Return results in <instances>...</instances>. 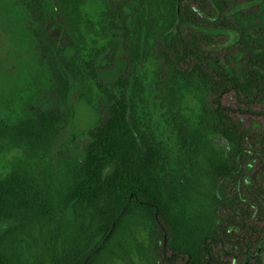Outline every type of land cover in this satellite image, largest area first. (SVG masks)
<instances>
[{
	"label": "trees",
	"instance_id": "obj_1",
	"mask_svg": "<svg viewBox=\"0 0 264 264\" xmlns=\"http://www.w3.org/2000/svg\"><path fill=\"white\" fill-rule=\"evenodd\" d=\"M102 1L110 35L103 31L106 43L79 64L82 0L25 3L49 69V103L0 119V153L14 152L0 175V264H128L137 228L151 251L139 255L146 264H228L223 253L264 264V127L250 117L264 115V0ZM243 2L247 12H235ZM54 17L71 39L63 51ZM219 28L235 39L222 46ZM101 53L124 64L110 83L96 72ZM82 67L101 94L102 117L79 152L54 161ZM144 81L175 136L176 173L138 113ZM186 92L198 98L193 120L180 112ZM226 92L234 107L220 104Z\"/></svg>",
	"mask_w": 264,
	"mask_h": 264
},
{
	"label": "rangeland",
	"instance_id": "obj_2",
	"mask_svg": "<svg viewBox=\"0 0 264 264\" xmlns=\"http://www.w3.org/2000/svg\"><path fill=\"white\" fill-rule=\"evenodd\" d=\"M29 0H0V119L11 123L16 118L25 115L35 106L46 107L48 99L49 69L46 60H40L36 55V41L32 35L30 13L25 3ZM81 11L83 39L77 45L76 63L87 60L93 51L106 42L102 32L109 34L106 22L103 20L105 9L102 0H82ZM106 20V19H105ZM57 18L49 22L51 33L55 36V45L59 50L69 44L70 37L62 36L61 28L57 25ZM33 25V24H32ZM118 59L120 50H118ZM218 54V53H217ZM124 64L120 60L111 62L101 53L95 66L99 77L112 82L121 74ZM84 76L80 82H71L69 104L70 116L61 132L58 142L53 149L54 161L60 156L79 152L86 138V130L99 122L102 117L100 107L103 103L100 92L92 79L87 76L85 67L81 68ZM151 75H146L145 81H150ZM145 83L141 101H137V110L143 121L150 128L157 139H161L170 150V160L173 172H178L176 160L179 156L174 145L175 136L165 123L166 114L159 104L158 97ZM219 102L227 107H234L235 99L231 92L223 93ZM198 111V98L192 92H186L181 99L180 112L191 120ZM235 113H238L237 111ZM257 125L263 126L264 119L259 115H250ZM214 144H220L217 137ZM13 151L0 153V175L7 170L8 162ZM7 223L0 224V229ZM145 236L141 228H137L134 237L130 239L128 249V264H146L139 256L140 253H151L144 249ZM142 245L141 247H138ZM221 258L228 264H240L230 253L221 254ZM112 264H126L115 260Z\"/></svg>",
	"mask_w": 264,
	"mask_h": 264
},
{
	"label": "flooded vegetation",
	"instance_id": "obj_3",
	"mask_svg": "<svg viewBox=\"0 0 264 264\" xmlns=\"http://www.w3.org/2000/svg\"><path fill=\"white\" fill-rule=\"evenodd\" d=\"M257 2H259V1H257ZM247 6H248V2H243L241 5H239L238 7H236V11L235 12H239V13L242 12V14H244L245 12H247L246 11ZM234 9H229L227 11V16H228V18L230 17V19H228V20H231V23L232 24L234 23V21H236L238 19V18H236V16L235 17L233 16L234 15L233 14V10ZM231 15H232V17H231ZM241 21H244V20H241ZM217 31H219V33H218V35L220 37L219 39L224 38V42L222 43V46L228 44L230 42V39L231 40H234L235 39L234 36L233 37L231 36L232 35V32H228L229 30H227L225 28H219V29H217ZM212 39L213 40H217L218 38L217 37H213ZM216 47L217 46H215V45H211L210 46V48L211 49H214V50H215ZM252 115H259V116H261L264 119V115L263 114L255 113V114H252ZM253 121L256 123L255 120H253ZM260 127H264V124H263V126H260Z\"/></svg>",
	"mask_w": 264,
	"mask_h": 264
}]
</instances>
